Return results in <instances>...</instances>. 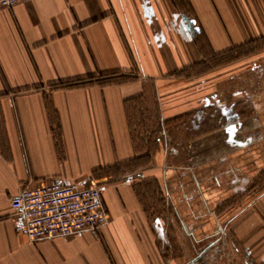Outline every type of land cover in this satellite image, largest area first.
Instances as JSON below:
<instances>
[{
    "label": "crops",
    "instance_id": "0c3cea01",
    "mask_svg": "<svg viewBox=\"0 0 264 264\" xmlns=\"http://www.w3.org/2000/svg\"><path fill=\"white\" fill-rule=\"evenodd\" d=\"M263 9L264 0L1 8L0 264H264V193L225 207L264 173V54L249 78L242 62L193 73L264 36ZM245 102L254 127L235 108ZM46 182L99 187L108 223L29 240L10 200Z\"/></svg>",
    "mask_w": 264,
    "mask_h": 264
},
{
    "label": "built area",
    "instance_id": "2783aa9c",
    "mask_svg": "<svg viewBox=\"0 0 264 264\" xmlns=\"http://www.w3.org/2000/svg\"><path fill=\"white\" fill-rule=\"evenodd\" d=\"M26 0H0V9ZM22 218L19 233L31 241L99 231L109 221L97 186L79 187L58 182L23 187L10 200Z\"/></svg>",
    "mask_w": 264,
    "mask_h": 264
},
{
    "label": "rangeland",
    "instance_id": "374dc122",
    "mask_svg": "<svg viewBox=\"0 0 264 264\" xmlns=\"http://www.w3.org/2000/svg\"><path fill=\"white\" fill-rule=\"evenodd\" d=\"M259 8H260V10L262 9L261 7H259ZM261 18L264 20V12H261ZM247 45L248 46H246V47H248V48H245V49H247L248 54H246L245 56H242L239 58L238 54H240V53L237 51V52L232 53V56L235 58L233 61H226L227 58H224L226 55L224 57H221L220 59L212 57L211 59H208L209 62L206 65H203L202 67L196 68L193 71L194 75H200V74H203L205 72H207V73L212 72L214 74V73H217V71L218 72L221 71L222 73H225V72L230 73L231 70L234 71V63L235 62H238V63L242 62V68L241 69H242L243 73H245L244 75H246L244 78H249L250 72L248 70L250 69V67H249L250 62L255 61V60L260 61L261 56L264 54V36H261L257 39H253L252 42H249ZM229 68H231V70ZM241 69L239 71H241ZM246 73H248V74H246ZM263 73H264V71H263ZM237 106H240V107H237ZM237 106H235V108L242 116L243 127L244 126L254 127L255 125L258 124V122H257L258 120H256V119L254 120V122H251V123L245 122V120L252 115L251 114L252 108H251L250 104L245 102L242 105H237ZM209 117L212 118V121L215 119V123L217 124V115L215 113L211 112ZM249 124H251V125H249ZM244 129H246V128H243V130ZM248 136L252 137L253 139H257L260 136V134L254 133V134H249ZM183 137L185 138V135ZM249 180H250V182H249V186L246 188V193H243V195L238 194L236 196H232V197L228 198L226 200L225 207H226V205L234 206L236 204L238 206V205H241L242 203H244L246 201H250L251 200V198H250L251 194L249 192L253 189H255L257 191V193H260V192L264 193V173H261L255 179L253 177L252 180L254 182H251L252 181L251 178H249ZM217 216H218V214H216V216L212 217L214 222L218 221ZM216 237H217V235L215 234V236L213 235L211 238L215 239ZM198 249L199 248L196 246L195 247V253L198 251Z\"/></svg>",
    "mask_w": 264,
    "mask_h": 264
},
{
    "label": "trees",
    "instance_id": "16d2710c",
    "mask_svg": "<svg viewBox=\"0 0 264 264\" xmlns=\"http://www.w3.org/2000/svg\"><path fill=\"white\" fill-rule=\"evenodd\" d=\"M239 49H240V50H238V52L240 53V54H238L239 58L242 57V56H245L246 54H248L247 49H245L244 46L243 47H239ZM222 57L227 58V59L229 58L228 60L226 59V61H233L235 59L232 56V53L224 54V55H222ZM218 59H220V58H218ZM234 117H235V115H230V113H227V118L225 119L226 124L229 123L231 120L235 119ZM217 120H219V119H217ZM221 120H223V119H221Z\"/></svg>",
    "mask_w": 264,
    "mask_h": 264
},
{
    "label": "snow or ice",
    "instance_id": "6c2138e0",
    "mask_svg": "<svg viewBox=\"0 0 264 264\" xmlns=\"http://www.w3.org/2000/svg\"><path fill=\"white\" fill-rule=\"evenodd\" d=\"M228 131H233V129H228Z\"/></svg>",
    "mask_w": 264,
    "mask_h": 264
}]
</instances>
